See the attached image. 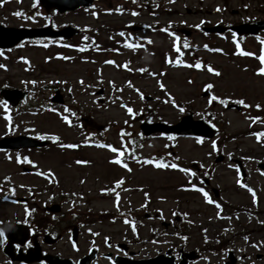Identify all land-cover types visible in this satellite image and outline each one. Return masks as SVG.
Returning <instances> with one entry per match:
<instances>
[{
    "label": "rangeland",
    "instance_id": "rangeland-1",
    "mask_svg": "<svg viewBox=\"0 0 264 264\" xmlns=\"http://www.w3.org/2000/svg\"><path fill=\"white\" fill-rule=\"evenodd\" d=\"M17 3V4H16ZM16 3H13L9 6L8 9H0V14H4L0 19L11 26H17L25 24L27 21L23 20L21 17H16L14 13L16 11L28 12L32 6V0H18ZM115 2L108 0H99L92 11H97L100 13L101 10L109 8L112 10ZM225 6V7H224ZM172 11L163 12L160 15L149 16L147 13H139L137 17H131L127 14L121 16H114V13H111L109 16L100 14L99 18L94 20L91 17V11H77L72 14L65 15L63 18H55L54 22L56 25L63 24H73L78 27H102L108 24H122L126 21L134 22L136 25H143L149 22H184L187 27L198 24L201 20L205 19L211 23H214L218 20H223L225 22L231 21H243L248 17H257L260 18L264 15V0H174ZM221 7H224L221 9ZM220 8L221 11L216 9ZM186 9L191 11L190 14L186 13ZM167 13V14H166ZM40 14V13H39ZM186 28V27H185ZM150 32L142 33L141 35H148ZM198 43H201L203 38L199 35L193 36ZM220 41V40H218ZM168 47V43L164 44V48ZM250 48H256V43L253 41L250 43ZM28 46H25L20 52L19 55L26 56L32 63L40 65L43 63L44 53L41 51H32L28 50ZM156 52H160L163 49H159L155 46ZM17 55V56H19ZM202 55V54H201ZM15 56V57H17ZM202 70L200 72L194 73L191 69H170L166 76H160L166 87V91L169 95L175 97L176 99L187 102L188 105L184 106L183 112H179L173 108H170L168 105H163L158 103L157 110H154V116H151L148 120H157L164 121L167 123H173L177 121L182 115L191 112L194 114L200 113L201 109L206 106L208 100L202 97L200 87L205 83H213V90L216 94L228 95L229 98L234 99L236 97L248 98L251 102L254 100L264 103V96L261 91V86L264 87L262 80H259L256 76L253 75L251 70L245 68L242 70L245 63H249L248 60L239 62L238 60L233 61L224 57L219 56H210L202 55ZM1 62V61H0ZM9 71L7 73L0 72V79L4 77H11V82L13 86H19L22 80L31 78V75L26 72L25 68L15 63H10ZM148 64L151 69L158 71L162 69V66H159V57L148 59ZM97 67L100 64L96 65ZM211 66L214 70H218L221 75L219 77H214V74L207 71V67ZM33 68V65L32 67ZM95 65L91 63L79 64V65H69L61 64L57 62H52L51 65L45 66V71H36L33 74L37 79H45L46 83L50 81H66L69 82L72 87L66 89V93H69V98L67 99V104L70 106L76 105L80 110V121L87 125H92L97 128L99 131H104V134H108L105 130H108L105 127L107 121H118L123 122L125 118L126 107H122L121 103L125 101V94L119 96V100L111 105L107 101L101 102V105L96 103L97 97L96 93L98 88L95 90L87 91L86 94H83L80 86L77 84V79L82 77L85 78L86 82L92 81L93 84H96L97 74L92 73L94 71ZM104 73L100 78L104 81L103 94L108 93L107 82L113 81L116 85L127 84L128 75L122 74L119 71L112 68H104ZM191 81V82H190ZM132 84L136 87H140L145 93L150 96H154L156 93L160 96L163 94L159 93L155 88L154 81L150 78L135 76L131 78ZM121 83V84H119ZM144 87L151 88V90L146 91ZM92 91V93H91ZM48 96V92H46ZM126 95L129 97L132 95L131 91L127 88ZM127 98V97H126ZM40 100H45L44 97H38ZM132 100H135V106L137 109H140L142 104L135 97ZM35 98L31 99L30 102H35ZM75 101V102H74ZM152 107V105L150 106ZM213 113H215V121H219L221 111V106L214 104L212 106ZM65 107H59L55 110L54 116L55 119L63 118L65 115H69V112L64 111ZM61 113V114H58ZM196 118V116H194ZM36 121L35 130L44 129L49 134L56 135L58 140L61 141H71L79 137H84V134L79 131L78 124H72L70 127H65L62 120H47V118H32ZM53 118V117H52ZM93 119V120H91ZM24 118H19L18 123L23 121ZM222 121H226L223 124V130L228 133H236L237 131H245L247 129V121L243 116L237 114L236 111H222ZM96 123V124H95ZM25 124V123H24ZM26 127H29L25 124ZM136 127V125H135ZM30 128V127H29ZM264 131V127H261ZM0 130L2 127L0 126ZM23 130V127H22ZM111 132V130H109ZM1 133V132H0ZM21 133V132H18ZM33 135V134H31ZM114 142L117 141V137L112 133L107 137ZM150 145L147 142L139 141L140 147L142 149L141 153L147 154L155 151L164 150L168 144L167 140L154 139L149 141ZM205 143L201 148H195L194 142L188 139H179L176 140V147L174 148V154L178 157L185 159L189 163L194 162L197 167L202 166H211L212 171L211 175L214 179V185H216L223 193L222 197L224 201L228 200L232 205H250L248 196H246L241 191H236L234 189L233 181L235 180L234 174L231 171V167L226 164H213V153L217 150V147L213 149V144ZM219 150H222L226 155L233 156H243L246 154L249 155H258L259 158L264 159V148H261L259 144H256L252 139L243 138L241 140L235 141L228 145L222 146L220 143L217 145ZM83 153L78 155V153H71L66 151H54L53 154L50 153H30L28 156L31 158L30 164L37 170L41 169H53L56 175L64 180L65 191H76L80 192L78 199L85 200L84 205L80 207L82 211L91 212L90 216L94 217V222L91 225H83L82 235L78 244L76 245V250L72 247L69 242V233L65 230L66 226L63 223H59L58 226H53L49 233L52 237L57 236L59 233L62 234L58 243L55 245V252L59 255L74 259L77 256H80L79 253H82L90 246L91 241L95 242L96 246L99 247L100 251L107 253L109 250L113 249L117 243H125L126 240L131 244L130 250L133 251L136 255L135 259H142L143 257L153 256L157 250L165 249L167 243H178L179 238H175V232L169 230L167 234L173 235V238L167 236L162 239L164 241L161 245L157 244H144L145 240L149 238V234L152 232V228L149 226V223H145V227L141 230V237H137L130 233L129 227L126 224L121 223L118 220H104V218L97 217L98 212L111 210V207L115 204L113 196H101L99 191L103 188L105 183L98 178V175H94L95 169L103 161H106L108 157L104 152L97 151L95 149H84ZM58 152V153H56ZM79 161H85V165L81 166L75 165L76 158H79ZM108 173V178L112 179L117 172V168L114 164L108 163L102 167ZM130 175H127L129 179V186L132 191L126 194L128 198L126 201H121V206L125 205L124 202H130L135 207H139L145 202L144 199V186L149 188L154 186L156 191L151 193V199L153 206L161 209L164 213V217H167L170 213V209L174 208L176 203L173 200H166L159 202L160 198L170 196L169 193H166L165 190L168 189L173 184V177L166 176L165 172H159L152 170L150 168H135ZM121 173L120 175H122ZM94 175V176H93ZM0 179H6L7 181L13 182L16 185L23 186H35L36 184H43V182L38 181L33 176H26L21 173V170L15 164L14 155H5L0 153ZM169 179V183H163V180ZM83 181V182H82ZM247 183L254 186L259 195V203L262 211H264V178L260 176L257 171H252L246 181ZM137 185V189L135 188ZM24 196L30 197L28 194ZM58 201L57 192L53 195L44 196L43 198L35 199L30 197V206L31 207H44L49 201ZM71 201H62L63 211L59 215H49L46 219L50 225H53L55 221L64 220L68 218L66 213L70 209ZM57 203V202H56ZM180 209L188 211L192 214L191 221L194 222V226L190 231L189 236V248H194L196 246H201L204 242H214L217 240L218 233L217 229H221L228 223H218L213 220V224L210 223L209 217L211 216V209L205 207L199 198L196 196L192 198L182 199L180 204ZM25 206L17 205L15 203H10L0 197V213L5 212L7 216L11 219L20 218L24 212ZM229 211V209L227 210ZM201 216L203 218L201 219ZM236 217H234L235 220ZM101 220V221H100ZM236 222H233L235 225ZM240 223L249 228L250 238L262 246L261 249L253 250L250 249V246H246L247 242L243 239L236 238L232 241L231 245L236 249L245 247V253L252 255L254 259V254H261L264 257V212L260 214L259 218L253 219L251 215L240 216ZM158 225V224H157ZM158 228V227H157ZM239 230L236 228L231 231ZM96 233V234H94ZM112 246L105 247L107 242ZM92 242V243H93ZM49 249V248H46ZM236 249H234L236 251ZM79 250V253H77ZM237 253V251H236ZM208 259L215 261L219 260L218 257L209 256ZM100 264H109L104 258L101 259ZM198 264H202L199 262ZM256 264H264V259Z\"/></svg>",
    "mask_w": 264,
    "mask_h": 264
},
{
    "label": "snow or ice",
    "instance_id": "snow-or-ice-1",
    "mask_svg": "<svg viewBox=\"0 0 264 264\" xmlns=\"http://www.w3.org/2000/svg\"><path fill=\"white\" fill-rule=\"evenodd\" d=\"M6 2H7V0H0V6H3V3H6ZM135 2H136V0H133V3H135ZM169 2H170V3H173L174 0H169ZM33 6L35 7L36 5L34 4ZM216 10H217V11H221L220 8H217ZM131 14H132L133 16L138 15V13L135 12V11H133ZM14 15H16V16H23L24 13H22V12H16V13H14ZM201 23H204V22L202 21ZM169 27H170V26H169ZM195 27H196V28H200V25H199V24H198V25H195ZM160 31H165V32L168 33L169 36H174V38H175V42H176V45H177L176 48H175V50L177 51V53H179V52H180V48H179V46H178V43H179V41H180L181 38H180L179 36H175V34H174L173 32L168 31V28L160 29ZM120 35H124V33L121 32ZM233 36H235V33H233ZM148 43L151 44L152 41L149 40ZM260 43H261L262 45H264V40H261ZM21 46H22V45H21ZM125 46H126V47H130V48H132V47H138V46H133V45H125ZM184 46H185V47H188L187 41H185ZM236 46H237V49L239 50V49H240V45H239V43H237ZM205 47H207V46H205ZM81 51H83V49H81ZM212 51H222V50H219V49H213ZM238 54H240V55H244V56H255L254 53L245 52V51H239ZM0 55H2V53H0ZM256 58L259 60V63H260V65H261V66L259 67L258 71H257V75L264 76V48L261 49L260 55H259L258 57H256ZM24 62H25V63H28L27 60H25ZM106 63H108V64H113L114 61L108 60V61H106ZM177 63H180V61H177ZM185 66H186V67H195V68H197V69H201V68L203 67L202 64H201L200 62H197L195 65H185ZM0 67H4V66H3V65H0ZM124 67L127 68V65H124ZM129 70H131V69H129ZM139 71L143 72V71H146V69H139ZM207 71H208L209 73L214 74V75L217 76V77H219V76L221 75V73H220L219 71L214 70L211 66H208V67H207ZM62 82H63V83H66V81H57L56 83H62ZM190 82H191V81H190ZM32 83H35V82H32ZM79 83H80L81 85H83V84H84V81L81 80V81H79ZM128 86H129V87H132L131 83H129ZM159 86H160L161 89H164V88H165V85H164L163 83H161ZM213 87H214V85L210 83V84L206 85V89H205V90H206V91H207V90H211V89H213ZM69 91H71V89H69ZM141 99H143V94H141ZM213 101H218L220 104L225 105V106H227V104H228V101H227V100H225V99H220V98L217 97L216 95H212V96L209 98V100H208L209 105H211ZM74 102H75V101H74ZM165 102H166V103H167V102H171V103H173V104L175 103L174 100H173V98H172L171 96H169V99H168L167 101H165ZM232 102L235 103V104H238V105H242L244 108H249V107H250V105L247 104L243 99L235 100V101H232ZM2 103L4 104V109H5V111L7 112V111H8V102H7V101H4V102H2ZM122 106H123V105H122ZM255 107L257 108V110H260V109H261V105H260V104L255 105ZM179 110H180L181 112L184 111L183 108H180ZM64 111L67 112V111H69V110H68L67 108H65ZM127 111H128L129 114H132V113H133L132 108H127ZM73 115H75V114L73 113ZM5 119L9 121V124H11V116H6ZM63 119H64L65 123L71 124V122L68 120V117H67V116L63 117ZM252 119H253V123H256V122L264 123V118H261V117H255V118H252ZM33 131H34V130H33ZM122 135H124V134L122 133ZM253 135H255V136L257 137V139L260 140L262 137H264V132H261V133H253ZM37 138H38V139H48L49 137H46V136H38ZM51 139L56 140L57 138H56V137H51ZM61 146H62V147H65V148H75V147H77V145H74V144H64V145H61ZM97 146H98V147H101V148L107 147L111 152H113V153L116 154L117 158L111 160L110 163H113V164H116V165H121V166H123V167H125V168H128V165H127V164H124L123 161H122V159H120V157H123V155H124V151H122V150H120V149H117L116 147H113V146H111V145L100 144V145H97ZM215 148H216V144H215V142H213V149H215ZM17 159L19 160V157H18ZM25 159H27V158H25ZM77 163H86V162H83V161H77ZM147 163H152V161L149 160V161H147ZM155 166H156L157 168H169V167H171V168H173V169H179V170L182 171V172H186V171H188L187 169L179 168V166H178L177 164H175V163L169 165V164H166V163H163V162H158V163H156ZM128 171H131V169L128 168ZM237 171H239V169H237ZM262 174H264V173H262ZM192 175H195V173H192ZM82 182H83V181H82ZM237 183H238V184L240 185V187H242V188L247 187L244 183H241L239 180L237 181ZM123 184H124V180L121 179V180H119V181L116 182V184H115V188H120ZM195 190H196V191H200V192L203 193V196H204V198L206 199L207 203H209V204H213V203H214L213 199L210 198L209 193L206 192V191H204L203 188H196ZM247 190H248L250 193H252V195H253V202L255 203V193L253 192V190H252L251 188H248ZM105 191H106V192H115V189H107V190H105ZM125 191H127V189H125ZM119 202H120V194H119V192H115V204H116L117 208L119 207ZM215 206H216L217 209H220V208H221V205H220L219 203H216ZM173 215H175V213H173ZM160 219H164V217H163L162 214H161V216H160ZM127 222H128V221H125V223H127ZM133 231H135V225H133ZM165 234H167V233H165ZM3 237H4V232H3V231H0V238H3ZM184 239H186V237H185ZM245 239H247V237H246ZM30 246H31V245L29 244V247H30Z\"/></svg>",
    "mask_w": 264,
    "mask_h": 264
},
{
    "label": "water",
    "instance_id": "water-1",
    "mask_svg": "<svg viewBox=\"0 0 264 264\" xmlns=\"http://www.w3.org/2000/svg\"><path fill=\"white\" fill-rule=\"evenodd\" d=\"M44 3H46V0H42Z\"/></svg>",
    "mask_w": 264,
    "mask_h": 264
}]
</instances>
